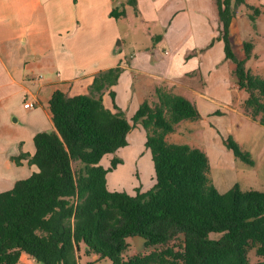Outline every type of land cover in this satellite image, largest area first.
Instances as JSON below:
<instances>
[{"label": "trees", "instance_id": "1", "mask_svg": "<svg viewBox=\"0 0 264 264\" xmlns=\"http://www.w3.org/2000/svg\"><path fill=\"white\" fill-rule=\"evenodd\" d=\"M127 2L136 8L137 0ZM217 5L226 55L235 62L239 88L248 94L245 107L264 124V76L246 65L253 42L244 41L242 58L231 36L242 6L251 9L253 22L264 9L247 0H217ZM126 10L124 3L114 5L110 15L119 18ZM122 70L99 72L88 93H52L55 128L35 134L33 154L13 156L18 164L28 158L37 169L0 191V264H18L22 252L43 264H80L82 248L113 264H251V248L264 255V190L236 182L220 191L206 151L168 138L179 122L202 115L187 96L156 86L128 116L111 88ZM107 88L112 107L104 102ZM137 125L146 130L155 183L146 190L136 187L135 193L111 189L108 173L122 159L115 155L105 166L102 158L129 144ZM224 140L237 157L254 163L232 135ZM133 235L145 238L146 249L125 256L127 237Z\"/></svg>", "mask_w": 264, "mask_h": 264}, {"label": "crops", "instance_id": "2", "mask_svg": "<svg viewBox=\"0 0 264 264\" xmlns=\"http://www.w3.org/2000/svg\"><path fill=\"white\" fill-rule=\"evenodd\" d=\"M247 2L264 9V0ZM123 3L126 14L111 16L112 7ZM241 8L231 22V36L235 53L243 58L245 51L242 56L235 45L248 38L245 28L256 35L264 32L258 25L264 12L253 22L251 9ZM139 33L144 34L143 40L136 39ZM260 42L264 48L263 41L253 38L257 56L251 69L264 76V49L257 51ZM97 44L101 46L95 49ZM113 66L123 68L119 81L111 86L116 101L120 106L121 97L124 102H136L134 110L156 86L187 96L199 107L200 118L214 112L205 113L201 103L217 102L235 109L231 102L242 106L248 96L239 88L235 62L225 52L217 0H137L136 8L127 0H0V108L2 114L15 115L25 126L9 136L7 166L30 164L26 157L18 164L13 156L33 154L35 134L55 128L49 100L56 89L88 93L94 77ZM109 90L105 89L103 98L112 107V97L111 103L107 100ZM27 100L35 104L25 106ZM200 138L196 142L171 140L205 150ZM103 259L107 258L86 255L82 248L80 264H101ZM18 264L40 262L22 252Z\"/></svg>", "mask_w": 264, "mask_h": 264}, {"label": "rangeland", "instance_id": "3", "mask_svg": "<svg viewBox=\"0 0 264 264\" xmlns=\"http://www.w3.org/2000/svg\"><path fill=\"white\" fill-rule=\"evenodd\" d=\"M124 25L125 23H121L122 29H124ZM258 25L264 31V19H259ZM135 34L138 33L135 32ZM243 34L248 37L245 40L253 42L254 38L257 41L264 42V32L256 35V33L245 28ZM255 35L256 37H254ZM143 36L139 33L136 39L143 40ZM117 41L118 38L115 39V44ZM128 41L129 38L127 39ZM244 41L243 43L238 41L237 45H235L236 51L240 52L242 56H244L242 51H245ZM100 46L101 44H97L93 47L97 49ZM262 47V42H260L257 51L262 52L264 49ZM262 55L264 57V54ZM255 56L257 55L254 50L252 56L246 60L247 67L255 69ZM245 99L242 106L237 101L231 102L235 109L225 107L217 102L208 101L204 104L201 103V109L205 113H208L207 111L214 112L205 114L202 118L185 120L183 121L184 125L180 126L181 128H176L175 132L173 131L174 133L177 132L176 135H168V138L172 140L187 139L191 142H196L202 137V145L210 160V176L220 191H226L236 182L240 183L244 189L256 188L264 190V124L247 116V114H250L245 107ZM107 100L111 103L110 94L107 95ZM120 100L121 107L128 116H131L135 111L136 102H124L125 100L122 97ZM240 108H242L243 113L240 112ZM1 112L2 109L0 108ZM22 122L16 121L13 114H0V191L10 188L15 181L29 176L33 171L30 164L8 167L4 161L10 145L9 136L24 129L25 126H22ZM228 135H232L243 148L251 152L254 163H248L234 154L224 140ZM145 137L146 130L142 126L137 125L129 133V144L127 146L120 148L116 153L107 154L102 158V163L105 166L110 164L111 158L115 155L122 159V162L118 163L117 167L108 173V185L111 189H126L135 193L136 187L146 190L154 185L155 169L151 151L145 146ZM127 240L130 245L125 252V256L145 251V238L143 236H128ZM249 256L251 264L264 260V255H258L255 248L250 249ZM40 264L43 263L40 262ZM101 264L113 263L107 258L103 259Z\"/></svg>", "mask_w": 264, "mask_h": 264}, {"label": "built area", "instance_id": "4", "mask_svg": "<svg viewBox=\"0 0 264 264\" xmlns=\"http://www.w3.org/2000/svg\"><path fill=\"white\" fill-rule=\"evenodd\" d=\"M24 104H25V106H33L35 104V102L32 100H27Z\"/></svg>", "mask_w": 264, "mask_h": 264}]
</instances>
